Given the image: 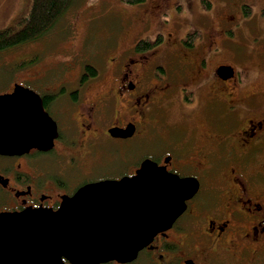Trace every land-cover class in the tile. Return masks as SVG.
<instances>
[{
	"label": "flooded vegetation",
	"instance_id": "obj_1",
	"mask_svg": "<svg viewBox=\"0 0 264 264\" xmlns=\"http://www.w3.org/2000/svg\"><path fill=\"white\" fill-rule=\"evenodd\" d=\"M164 8L155 20L141 10V34ZM165 29L0 91L31 90L54 127L50 147L0 153V214L57 211L86 185L133 177L151 160L198 188L133 260L99 264H264V89L246 92L220 57L224 30L170 45Z\"/></svg>",
	"mask_w": 264,
	"mask_h": 264
},
{
	"label": "water",
	"instance_id": "obj_2",
	"mask_svg": "<svg viewBox=\"0 0 264 264\" xmlns=\"http://www.w3.org/2000/svg\"><path fill=\"white\" fill-rule=\"evenodd\" d=\"M229 73L231 68L219 67ZM0 95V153L50 147L54 127L40 98L18 85ZM21 151V152H20ZM198 181L146 160L133 177L79 189L57 211L0 214V264L131 261L183 213Z\"/></svg>",
	"mask_w": 264,
	"mask_h": 264
},
{
	"label": "rangeland",
	"instance_id": "obj_3",
	"mask_svg": "<svg viewBox=\"0 0 264 264\" xmlns=\"http://www.w3.org/2000/svg\"><path fill=\"white\" fill-rule=\"evenodd\" d=\"M208 1L209 10L200 0H144L132 4L125 0H74L46 35L0 52V91L48 68L64 66L72 58L94 61L93 54L102 52L112 41L124 46L137 37L154 41L156 32L165 28L168 35L163 36L170 45L188 32L224 30L226 40L220 57L241 73L246 92H251L252 86L264 89V0ZM29 5V0H0V31L26 18ZM245 5L250 8L249 15L244 12ZM161 7L165 8L158 15V25L152 32L141 34L142 28L136 23L144 12L141 10L155 20Z\"/></svg>",
	"mask_w": 264,
	"mask_h": 264
},
{
	"label": "trees",
	"instance_id": "obj_4",
	"mask_svg": "<svg viewBox=\"0 0 264 264\" xmlns=\"http://www.w3.org/2000/svg\"><path fill=\"white\" fill-rule=\"evenodd\" d=\"M127 3H140L144 0H125ZM206 10L211 3L200 0ZM30 5L26 18L16 20L17 25H11L0 31V52L25 44L46 35L64 15L74 0H29ZM244 12L250 14V8L245 5ZM148 42V41H147ZM143 42H140V45Z\"/></svg>",
	"mask_w": 264,
	"mask_h": 264
}]
</instances>
